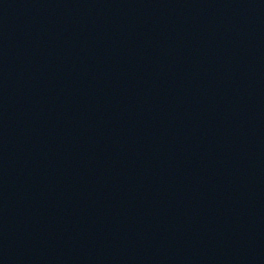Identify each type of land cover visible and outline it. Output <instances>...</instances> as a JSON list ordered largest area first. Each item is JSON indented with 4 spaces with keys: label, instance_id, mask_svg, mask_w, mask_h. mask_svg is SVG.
<instances>
[{
    "label": "water",
    "instance_id": "1",
    "mask_svg": "<svg viewBox=\"0 0 264 264\" xmlns=\"http://www.w3.org/2000/svg\"><path fill=\"white\" fill-rule=\"evenodd\" d=\"M0 264H264V0L0 26Z\"/></svg>",
    "mask_w": 264,
    "mask_h": 264
}]
</instances>
